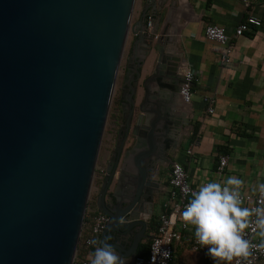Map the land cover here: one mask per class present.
I'll return each instance as SVG.
<instances>
[{"label":"water","instance_id":"95a60500","mask_svg":"<svg viewBox=\"0 0 264 264\" xmlns=\"http://www.w3.org/2000/svg\"><path fill=\"white\" fill-rule=\"evenodd\" d=\"M150 1L130 27L135 0H0V264H72L130 31L121 124L95 204L109 216L100 242L126 259L150 237L144 215L182 124L163 92L179 90L182 60L156 44L141 79L156 33L147 11L161 7Z\"/></svg>","mask_w":264,"mask_h":264},{"label":"crops","instance_id":"0c3cea01","mask_svg":"<svg viewBox=\"0 0 264 264\" xmlns=\"http://www.w3.org/2000/svg\"><path fill=\"white\" fill-rule=\"evenodd\" d=\"M154 1L161 4V7L157 12H154V7L147 11L153 18L152 27H146L147 33L149 36L153 31L156 33L142 66L141 79L154 72L158 62V52L153 48L156 44L169 50L170 57H179L182 60L180 77L187 67L193 69L196 74L189 103L182 101L178 89L174 92L163 90L167 93L166 101L173 106L174 113L179 115L177 122L182 123L181 126L178 124L176 132L173 131L169 144L173 163L178 162L184 166L195 189L205 182L222 183L227 177L236 176L244 181L242 193L256 194L258 185L264 183V0ZM149 4H152L150 0H135L130 27H133L143 9ZM248 14L260 18L261 25L250 26L242 35L232 36L233 29L244 21ZM157 17L160 18L159 23ZM144 23L146 25V20ZM209 23L223 27L232 36L230 61L227 63L223 64L220 60L223 48L205 37L204 29ZM135 39L136 35L130 31L120 64L122 76L119 82L118 119L122 118L123 77ZM142 47L143 44L136 47V52H140ZM165 67L163 64L161 70L164 71ZM160 82L165 83L166 76L161 77ZM149 86L153 91L159 89L156 81H150ZM142 93V88H139L137 102L141 100ZM207 95L214 100L211 104L212 113L207 112L208 103L203 100ZM155 98L154 100L157 99ZM192 130L196 131L194 137L189 135ZM110 138L111 135L108 141H111ZM188 149H191V153H187ZM222 154L228 155V161L218 170V158ZM107 160L108 156L105 154L103 163ZM172 164L160 170L159 193L155 196L151 214L144 215L150 237L156 230L158 216L166 211L163 204L169 197L168 179ZM242 206L248 207L247 203ZM97 211L95 200L87 205L84 234L89 233L91 216ZM189 230L195 229L189 226ZM181 233L184 238L175 247L176 256L172 264L188 263L179 258V251L195 255L196 261L193 260L191 264H213V261H208L207 253L191 248L185 237L186 231ZM150 237L140 242L136 255L138 250L145 251L147 255ZM93 239L100 241V236ZM95 247L96 245L91 246L90 254Z\"/></svg>","mask_w":264,"mask_h":264},{"label":"built area","instance_id":"2783aa9c","mask_svg":"<svg viewBox=\"0 0 264 264\" xmlns=\"http://www.w3.org/2000/svg\"><path fill=\"white\" fill-rule=\"evenodd\" d=\"M248 5V3H245ZM152 16L148 15L146 19V27H152ZM261 20L255 15L248 14L244 21L240 22L232 32V36H240L245 31L249 30L250 26H260ZM205 37L213 42H216L223 48L220 60L221 63H227L230 61L229 52L231 50L232 36L226 32V30L217 24H207L204 29ZM155 38L157 36L155 35ZM196 78L195 71L189 67L185 68L182 73V81L179 87V94L181 99L185 103H189L192 97V85ZM203 100L208 103L207 112L212 113L214 100L210 96H204ZM193 131V130H192ZM192 131L189 135H192ZM197 140L194 141L196 143ZM187 153H191V149L187 150ZM228 161V155L222 154L218 158V170H221ZM100 180L105 174V166H95L94 173ZM169 183V197L163 204L166 211L160 213L158 216V224L154 234L150 237L148 244L147 255H136L133 264H171L174 259V251L176 245L182 241L181 231H186L185 237L190 243L191 248L198 252L207 253L208 247H202L195 238V230H189V226L186 227L181 219V213L185 206L191 199V192L195 189L190 180L187 170L184 166L178 162H174L170 169V175L168 179ZM207 183V182H205ZM243 203H247L248 208L264 206L261 204V196L259 192L254 195L242 193ZM87 213V208L85 215ZM85 218V217H84ZM91 222L89 226V233H83L84 221L82 229L79 234L78 245L74 254L72 264H90L89 256L91 252L92 244L89 241L94 237L100 236L103 228L109 221V216L106 213L97 211L91 216ZM247 231V238L252 241L253 244L260 243V237L250 230ZM252 264L258 261L264 260V252L259 250H253V255L250 257ZM231 264H236L234 259Z\"/></svg>","mask_w":264,"mask_h":264},{"label":"clouds","instance_id":"9594fccd","mask_svg":"<svg viewBox=\"0 0 264 264\" xmlns=\"http://www.w3.org/2000/svg\"><path fill=\"white\" fill-rule=\"evenodd\" d=\"M244 181L236 176L221 182H207L191 192V199L181 213L186 227L195 229V238L208 247L207 255L215 264H252L253 250L264 252V206L243 207ZM261 204L264 205V183L258 185ZM123 221H121L122 223ZM260 237L259 244L247 238V231ZM89 256L90 264H127L116 247L95 239Z\"/></svg>","mask_w":264,"mask_h":264},{"label":"rangeland","instance_id":"374dc122","mask_svg":"<svg viewBox=\"0 0 264 264\" xmlns=\"http://www.w3.org/2000/svg\"><path fill=\"white\" fill-rule=\"evenodd\" d=\"M124 59H125V55L123 57V61H124ZM122 66H123V64H122ZM121 76H122V70L120 69L118 72V75H117V80H116V84H115L110 108L108 111L107 119H106V124H105L104 132H103V136H102V140H101V144H100V149L98 152L97 163H96L97 165H103V164H104L103 166L106 165V162L103 163L104 155L106 154L109 157V154L113 148V143H114V138H115V134L117 131V127H118L119 121L121 120V119H118V117H119L118 115H119L120 110H118L114 106V102L118 98V93L120 92L119 91V82H120ZM110 135H111V138H110L111 141H108ZM101 180L94 174V178H93V182H92V186L90 189V194H89V198H88V202H87L88 206L90 204H92L93 201L95 200V197H96V194L98 192V187L101 183ZM177 254H179V258L183 262H188L187 264H191L192 262H194L193 260H195V255L191 254V252L179 251Z\"/></svg>","mask_w":264,"mask_h":264},{"label":"flooded vegetation","instance_id":"af4514ba","mask_svg":"<svg viewBox=\"0 0 264 264\" xmlns=\"http://www.w3.org/2000/svg\"><path fill=\"white\" fill-rule=\"evenodd\" d=\"M181 81H182V77L179 76L178 79H177V86H178V87L180 86ZM120 124H121V123H119L117 129L119 128ZM116 134H117V131H116ZM116 134H115V136H116ZM130 139H132V140H131V143H130L129 147L133 144V142H134V137H133V136H130ZM110 154H111V152H110ZM109 156H110V155H109ZM108 158H109V157H108ZM167 162H168V166H169V165H170V163H169L170 161L167 160ZM146 233H147V230H146ZM144 240H146V239H143V241H144ZM125 246L128 248V244H126ZM134 258H135V257H129V258L127 259V264H133V260H134Z\"/></svg>","mask_w":264,"mask_h":264},{"label":"trees","instance_id":"16d2710c","mask_svg":"<svg viewBox=\"0 0 264 264\" xmlns=\"http://www.w3.org/2000/svg\"><path fill=\"white\" fill-rule=\"evenodd\" d=\"M115 102H116V103H115ZM115 102H114V106L119 110V109H120V106H119V102H120V100L117 98V99L115 100ZM195 134H196V131L193 130L191 136L194 137ZM86 214H87V213H86ZM85 217H86V215H85ZM147 246H148V244H147ZM141 254L145 255V251L141 252V250H138V255H141ZM174 256H176V254H175ZM207 259H208V261H213V264H215V261H214L210 256H207ZM171 264H172V263H171ZM256 264H264V261H259V262H257Z\"/></svg>","mask_w":264,"mask_h":264}]
</instances>
